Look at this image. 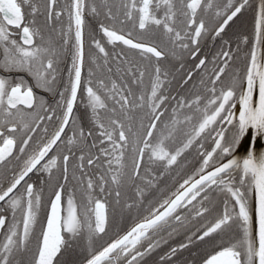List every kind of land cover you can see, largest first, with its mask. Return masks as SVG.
<instances>
[{"label": "snow or ice", "instance_id": "snow-or-ice-1", "mask_svg": "<svg viewBox=\"0 0 264 264\" xmlns=\"http://www.w3.org/2000/svg\"><path fill=\"white\" fill-rule=\"evenodd\" d=\"M0 73V264H264V0H0Z\"/></svg>", "mask_w": 264, "mask_h": 264}, {"label": "flooded vegetation", "instance_id": "flooded-vegetation-1", "mask_svg": "<svg viewBox=\"0 0 264 264\" xmlns=\"http://www.w3.org/2000/svg\"><path fill=\"white\" fill-rule=\"evenodd\" d=\"M25 78L27 79V77ZM77 115L80 116L81 112H77ZM49 155H51V153ZM37 179H38L37 176L32 177L33 181ZM223 199L224 197L220 194H217L215 197L214 206L216 207L217 212L223 211V208H224ZM135 217H136L135 212L131 214H128L127 212H125L119 218V221H118L119 226L121 228L130 226L132 221L135 219ZM185 231L186 230H182L180 233L172 236L171 238L165 237V239H167L168 241L167 244H162L161 248L157 249L155 253H153L150 257H146L145 259L147 260V264H159V257L161 255H164L165 253L168 252L170 247L177 246L178 243H180L183 239H185ZM232 235L233 237L237 236L236 233H233ZM224 239L225 241H227L228 239H230V237L226 236L224 237ZM87 244H88L87 240L85 242H83V240L78 241L74 250L70 253V255H67L65 259L69 260L70 264H81V261L85 254V248H86V247H83V245L87 246ZM206 249H207V246L203 244L192 245L188 249H185L182 252L178 253L177 254L178 259L174 258L173 264H202L201 257L204 255V252Z\"/></svg>", "mask_w": 264, "mask_h": 264}, {"label": "trees", "instance_id": "trees-1", "mask_svg": "<svg viewBox=\"0 0 264 264\" xmlns=\"http://www.w3.org/2000/svg\"><path fill=\"white\" fill-rule=\"evenodd\" d=\"M253 3H256L257 0H252ZM232 33L236 34H242V35H247L249 37V40L251 41L252 36H253V12L251 10L247 11L244 13V15L240 18V20L237 21L236 25L232 29V32L229 33L230 36H232ZM102 42L104 38H101ZM162 39L159 35L156 37L157 42H159ZM235 39V36H233V40ZM216 45L213 44L212 41H207L206 46H205V52L211 50L213 47ZM86 47H87V41H86ZM110 47V46H109ZM236 45L233 44V48H235ZM250 51V46L249 45H244L241 44L240 46V56L244 57L246 53ZM183 62L188 65L189 67L194 63V61L191 60V58L185 56ZM170 66H175L178 67L179 64L176 59L170 58L168 61ZM243 63H246V61H243L236 65V67H242ZM3 74V73H0ZM195 79V77H194ZM85 124L87 123V120H83ZM211 141L209 140L208 142L205 143V148H209ZM178 165L177 166H172L173 167V172L170 173L172 179H168L167 176H161L160 177V187L162 189L166 187H171L173 180L179 179L178 174H183L184 172H188L189 174L191 173V170L193 167H198V158L196 157V154L194 151L189 150L188 153H185V156L180 158L178 160Z\"/></svg>", "mask_w": 264, "mask_h": 264}, {"label": "rangeland", "instance_id": "rangeland-1", "mask_svg": "<svg viewBox=\"0 0 264 264\" xmlns=\"http://www.w3.org/2000/svg\"><path fill=\"white\" fill-rule=\"evenodd\" d=\"M135 35V34H134ZM87 240V238L83 239V242H85ZM83 247H87L86 245H83Z\"/></svg>", "mask_w": 264, "mask_h": 264}]
</instances>
